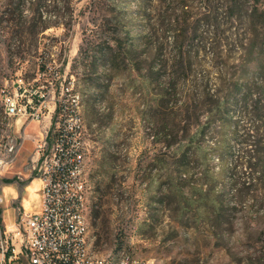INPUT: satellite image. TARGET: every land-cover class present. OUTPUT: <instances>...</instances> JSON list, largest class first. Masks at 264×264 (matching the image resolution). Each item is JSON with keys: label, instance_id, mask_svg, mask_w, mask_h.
<instances>
[{"label": "trees", "instance_id": "obj_1", "mask_svg": "<svg viewBox=\"0 0 264 264\" xmlns=\"http://www.w3.org/2000/svg\"><path fill=\"white\" fill-rule=\"evenodd\" d=\"M11 2L0 13L10 41L52 26L71 33L78 18H86L72 63L73 72L82 71L80 77L76 72L82 95L105 98L114 81L118 91L141 96L153 143L160 144L150 164L168 166L164 191L189 195L197 209L217 217L226 208L218 186L231 142L228 107L241 90L246 99L256 77L264 76V0H27V7L24 0ZM256 102L244 107L250 127L233 175L239 186L264 177V117L253 114Z\"/></svg>", "mask_w": 264, "mask_h": 264}, {"label": "rangeland", "instance_id": "obj_2", "mask_svg": "<svg viewBox=\"0 0 264 264\" xmlns=\"http://www.w3.org/2000/svg\"><path fill=\"white\" fill-rule=\"evenodd\" d=\"M11 3L0 0V13ZM24 3L27 7V0ZM82 4H76L75 13ZM6 27L0 22V138L9 132L2 116L5 87L20 78L32 85H47L54 78L53 71L59 72L65 86L74 82L71 93L80 96L87 148L88 237L97 257L127 250L149 264H264V177L245 186L233 181V175H238L235 166L244 146L243 136L250 127L244 107L257 99L253 114L264 117V94H260L264 76L256 77L246 99L245 90H241L228 107L231 142L218 186L226 208L215 217L207 208L205 213L197 209L189 195L164 191L168 166L159 161L150 164L152 157H159L160 144L153 143L152 125L148 115H143L141 96L130 90L118 91L114 81L108 83L105 98L82 95V71L78 68L73 72L72 63L79 53L86 18L79 17L71 33L62 26H52L20 40L10 41ZM204 116L200 115L201 123ZM39 130V124L33 123L25 133L38 135ZM34 148V142L26 140L15 169L0 175V185L8 184V180L14 184L2 191L1 227L5 224L8 229L18 207L30 213L40 210L42 183L19 181L14 173L21 170ZM260 161L264 163V156ZM212 165L217 168V160ZM178 187L173 184L174 189Z\"/></svg>", "mask_w": 264, "mask_h": 264}, {"label": "built area", "instance_id": "obj_3", "mask_svg": "<svg viewBox=\"0 0 264 264\" xmlns=\"http://www.w3.org/2000/svg\"><path fill=\"white\" fill-rule=\"evenodd\" d=\"M53 74L47 85L20 78L2 90V116L9 132L0 138V175L15 169L26 140L34 142L33 152L14 173L19 181L39 180L42 197L38 212L18 207L8 229L0 225V264H105L112 257L96 258L85 223L87 148L80 96L71 93L73 81L65 86L59 72ZM33 123L39 124V133L27 135L25 129ZM4 202L0 192V207ZM70 219H77V226H70ZM123 264L149 263L126 250Z\"/></svg>", "mask_w": 264, "mask_h": 264}, {"label": "bare ground", "instance_id": "obj_4", "mask_svg": "<svg viewBox=\"0 0 264 264\" xmlns=\"http://www.w3.org/2000/svg\"><path fill=\"white\" fill-rule=\"evenodd\" d=\"M76 95H78L76 93ZM81 119L84 120L83 115H81ZM85 223L89 224L88 221V213L85 216ZM70 226H77V219H70ZM126 251L125 250H119L116 253L112 254V257H106L105 258V264H123V258H125ZM96 258H103V257H97Z\"/></svg>", "mask_w": 264, "mask_h": 264}, {"label": "crops", "instance_id": "obj_5", "mask_svg": "<svg viewBox=\"0 0 264 264\" xmlns=\"http://www.w3.org/2000/svg\"><path fill=\"white\" fill-rule=\"evenodd\" d=\"M44 125H47V121L44 122ZM11 185H14V184L13 183H8V184H5V185L1 184L0 185V192L2 193L4 188H7V187L9 188Z\"/></svg>", "mask_w": 264, "mask_h": 264}]
</instances>
